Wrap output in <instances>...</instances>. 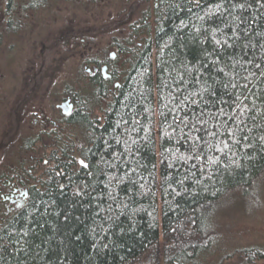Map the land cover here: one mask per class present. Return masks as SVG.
I'll return each instance as SVG.
<instances>
[{"label": "trees", "instance_id": "obj_1", "mask_svg": "<svg viewBox=\"0 0 264 264\" xmlns=\"http://www.w3.org/2000/svg\"><path fill=\"white\" fill-rule=\"evenodd\" d=\"M149 17L146 39L118 44L119 87L81 90L107 98L102 122L86 119L84 164L56 147L2 221L0 264H201L217 201L264 170V0H157Z\"/></svg>", "mask_w": 264, "mask_h": 264}, {"label": "rangeland", "instance_id": "obj_2", "mask_svg": "<svg viewBox=\"0 0 264 264\" xmlns=\"http://www.w3.org/2000/svg\"><path fill=\"white\" fill-rule=\"evenodd\" d=\"M154 4L155 0H44L26 9L15 4L6 17L1 4L0 226L9 214L6 207L14 206L1 196L8 192L6 180L40 187L55 145L67 148L78 165L84 164L80 150L87 136L79 125L65 126L56 104L65 91L74 92L78 109L87 105L92 118L101 113L107 98L89 103L82 99L81 90L91 89L85 65L93 58L105 60L110 52L119 53L122 63L118 44L125 45L123 38L131 33H139L137 41L146 39ZM10 16L16 17L14 22L7 19ZM120 71L116 78H123ZM217 202L208 223L212 244L200 257L201 264H233L247 251L264 254V170L252 185L229 191Z\"/></svg>", "mask_w": 264, "mask_h": 264}, {"label": "flooded vegetation", "instance_id": "obj_3", "mask_svg": "<svg viewBox=\"0 0 264 264\" xmlns=\"http://www.w3.org/2000/svg\"><path fill=\"white\" fill-rule=\"evenodd\" d=\"M157 5V0H155V4L154 7H156ZM134 9V8H133ZM147 18V17H146ZM138 34V32H137ZM79 35V34H76ZM132 36L135 35V33H131ZM70 36V35H69ZM73 37V36H72ZM77 38L80 39V36H77ZM84 40V39H82ZM128 50V47H126ZM118 51V50H117ZM126 51V49L124 50V52ZM121 52V51H120ZM121 57L123 58V62L121 63L119 60V53L116 52H110L108 54V57L104 60H101V58L99 59L97 58H93L89 61L88 65H85V72L86 74V81L87 83H89V86L94 85L96 87L99 86H110L111 90L114 91L115 88L119 87L120 81L122 80L121 77L116 78L118 71H120L122 69L121 68H117V63H119L120 65L123 64L124 62H126L129 59L130 53L126 52L123 53V51L121 52ZM103 68H105V72L103 73ZM50 70V69H49ZM85 101H87L86 99H83ZM67 103L66 104V108H68V106L70 105V112L69 114L65 115L63 114L62 110H61V104L62 103ZM90 102V101H89ZM88 102V103H89ZM78 101L76 98V94L74 92H64L63 96L60 99V102H58L56 104V108L59 109V114L61 115V119L65 122V126H80L81 129L85 128V126L87 125V120H90V118H92V112L86 111L84 113H79V109H78ZM87 108V105L84 107V109ZM83 109V110H84ZM83 115L84 120L83 122L81 121L80 116ZM87 119V120H86ZM93 119H96V121L98 123L102 122V113H99L98 115H96ZM85 131V130H84ZM86 144L83 146L85 147ZM54 147H58V145H55ZM20 180V179H19ZM31 185H26L23 186L20 183L16 182L15 180L11 181V180H6L4 183V189H7L8 192L4 194L1 193V196H4V198H8V202L10 205H14L12 209H9V207L6 209H8V216L13 215L15 212L21 210L23 208V206L26 204L27 199L29 197V189H30ZM7 196V197H5ZM12 197V199H10Z\"/></svg>", "mask_w": 264, "mask_h": 264}, {"label": "water", "instance_id": "obj_4", "mask_svg": "<svg viewBox=\"0 0 264 264\" xmlns=\"http://www.w3.org/2000/svg\"><path fill=\"white\" fill-rule=\"evenodd\" d=\"M105 72V68H103V73ZM66 104L67 103H63L62 105H61V109H62V112H63V114H65V115H67V114H69V112H70V105L68 106V108H66Z\"/></svg>", "mask_w": 264, "mask_h": 264}]
</instances>
